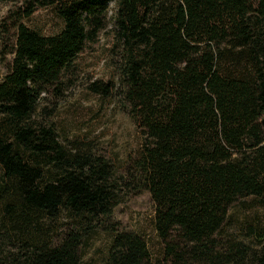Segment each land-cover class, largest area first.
Wrapping results in <instances>:
<instances>
[{
	"label": "trees",
	"instance_id": "obj_1",
	"mask_svg": "<svg viewBox=\"0 0 264 264\" xmlns=\"http://www.w3.org/2000/svg\"><path fill=\"white\" fill-rule=\"evenodd\" d=\"M110 4L123 99L144 138L118 181L88 145L67 148L32 120ZM42 7L60 20L57 34L21 22ZM15 21L0 82V264H83L122 188L149 193L168 264H264V226L218 238L235 202L264 207V0H30ZM59 218L70 223L58 234ZM150 260L140 235L116 232L104 264Z\"/></svg>",
	"mask_w": 264,
	"mask_h": 264
},
{
	"label": "rangeland",
	"instance_id": "obj_2",
	"mask_svg": "<svg viewBox=\"0 0 264 264\" xmlns=\"http://www.w3.org/2000/svg\"><path fill=\"white\" fill-rule=\"evenodd\" d=\"M28 1H0V82L9 71L13 58L15 20ZM104 18L103 28L93 41L84 45L72 68L57 84L40 94L32 120L35 124L50 126L67 148L73 143L88 145L92 155L108 161L118 181L120 176L126 177V170L144 138L122 95L121 50L114 46L112 4ZM21 22L44 36L55 35L62 27L51 7L37 8ZM94 85H108V95L94 90ZM121 191V202L113 208L110 218L102 219L92 228L90 238L81 248L83 264H104L110 238L116 232L140 235L151 255L149 264H168L164 261V244L155 232V205L149 193L123 188ZM69 223L67 219L59 218L53 230L59 234ZM253 224L264 226V207L251 197L240 199L229 208L218 238H244L246 228ZM251 242L258 250L257 243Z\"/></svg>",
	"mask_w": 264,
	"mask_h": 264
},
{
	"label": "water",
	"instance_id": "obj_3",
	"mask_svg": "<svg viewBox=\"0 0 264 264\" xmlns=\"http://www.w3.org/2000/svg\"><path fill=\"white\" fill-rule=\"evenodd\" d=\"M261 125L264 127V117L261 119Z\"/></svg>",
	"mask_w": 264,
	"mask_h": 264
}]
</instances>
